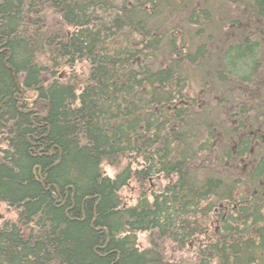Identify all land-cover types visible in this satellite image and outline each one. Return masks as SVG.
I'll return each mask as SVG.
<instances>
[{
  "label": "trees",
  "instance_id": "16d2710c",
  "mask_svg": "<svg viewBox=\"0 0 264 264\" xmlns=\"http://www.w3.org/2000/svg\"><path fill=\"white\" fill-rule=\"evenodd\" d=\"M263 83L264 0H0V264H264Z\"/></svg>",
  "mask_w": 264,
  "mask_h": 264
},
{
  "label": "rangeland",
  "instance_id": "374dc122",
  "mask_svg": "<svg viewBox=\"0 0 264 264\" xmlns=\"http://www.w3.org/2000/svg\"><path fill=\"white\" fill-rule=\"evenodd\" d=\"M254 94L258 93V98L256 99L257 102L260 104V114L258 115H253L250 114V118H254V120L252 121V123L249 124L248 127H245V131L243 132L246 135H254L257 136V134H261L264 135V83H263V87L262 89H260V87L258 86L256 89H254ZM230 102H228L227 104L229 105V109H236V106H232L231 104H229ZM257 116V117H256ZM257 130V132H256ZM254 133V134H252ZM259 142H262V140H258ZM262 156H264V154H261ZM14 216L13 211L11 209H9L7 206L0 204V221L5 219V218H10L12 219ZM140 242H141V246L143 248H145L147 246V244L145 243V238L144 235H141L140 237Z\"/></svg>",
  "mask_w": 264,
  "mask_h": 264
},
{
  "label": "flooded vegetation",
  "instance_id": "af4514ba",
  "mask_svg": "<svg viewBox=\"0 0 264 264\" xmlns=\"http://www.w3.org/2000/svg\"><path fill=\"white\" fill-rule=\"evenodd\" d=\"M253 134V133H252ZM257 138V137H256ZM262 140V142H260L261 144H263L264 145V135H261V134H259V138H257V142H259L258 140Z\"/></svg>",
  "mask_w": 264,
  "mask_h": 264
}]
</instances>
